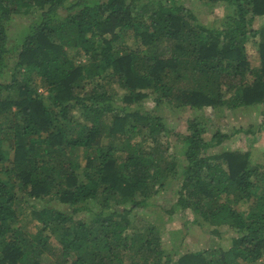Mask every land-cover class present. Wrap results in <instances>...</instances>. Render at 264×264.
Wrapping results in <instances>:
<instances>
[{"label":"trees","instance_id":"obj_1","mask_svg":"<svg viewBox=\"0 0 264 264\" xmlns=\"http://www.w3.org/2000/svg\"><path fill=\"white\" fill-rule=\"evenodd\" d=\"M177 1L0 0V264H264V166L208 152L248 128L207 136L189 120L177 157L138 111L149 97L213 117L264 105V0H200L226 9L218 28ZM171 182L166 214L206 226L201 249L166 252L159 224H134Z\"/></svg>","mask_w":264,"mask_h":264},{"label":"rangeland","instance_id":"obj_2","mask_svg":"<svg viewBox=\"0 0 264 264\" xmlns=\"http://www.w3.org/2000/svg\"><path fill=\"white\" fill-rule=\"evenodd\" d=\"M177 3H181L185 8L196 15L199 22L209 27L213 25L218 28L221 25V19H223L226 14V9L222 4L209 6L203 4L200 0H178ZM263 22L264 18L259 21V24ZM26 23L27 19L20 16H16L10 23L9 46L13 43L14 30L16 31L21 28L22 24ZM255 41H257V39H249L246 43V55L252 67L256 66L258 62L256 47L253 44ZM76 63L78 64L77 61ZM122 96L123 93L118 91L115 97L116 105H121ZM138 111H146L153 117H159L163 121L166 131L158 136L159 144L168 147L167 154L172 155V153H174L177 157L181 155L182 148L180 143L176 141L175 137L172 135L173 132L186 134L189 120L198 119L197 121L208 132L206 133L207 136L214 133L216 130L223 132L224 130L230 131L236 128H242L243 130L248 128L247 130L250 131V134H244V131L240 132L230 140L223 142L222 145L216 148L210 149L208 152L210 154H215L227 149L249 150L253 163L264 166V116L261 112L264 111V105L226 111L222 113V117L217 113V117H213L210 114V109L198 111L186 108L178 112H172L162 106L155 105L149 97L141 102ZM74 116L77 117L78 113L75 112ZM79 121H81V119H79ZM77 154L80 157V162L83 163L81 160L83 159L82 154ZM170 184V186L159 190L158 194L154 195L149 200L152 206L139 209L135 212L134 224L136 226L159 224L161 226L162 247L166 252L169 250H172V252L177 250V252L181 254L186 250L201 249L212 237L207 233L208 228L206 226L199 227L193 221V214L191 212H184L183 214L176 213L170 216L166 214V211L171 207L175 199L173 195V191L176 187L175 182H171ZM240 207L242 210L246 209L245 204H241ZM29 211L30 210L27 209L26 213L29 214ZM34 225L35 222L32 217H29L26 225L23 223V226L29 231H34ZM204 231H206V233ZM220 231L222 233L221 240L219 242L215 241V244H220L222 248L226 249L230 246L231 239L235 237V234L229 232L226 228H222ZM172 245L175 247L173 248ZM179 254H177V256H179ZM259 261L264 263V255Z\"/></svg>","mask_w":264,"mask_h":264}]
</instances>
